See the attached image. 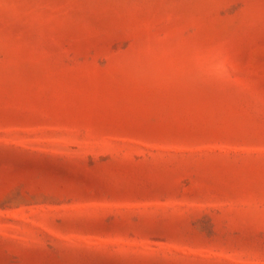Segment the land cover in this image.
Segmentation results:
<instances>
[{
	"label": "rangeland",
	"instance_id": "374dc122",
	"mask_svg": "<svg viewBox=\"0 0 264 264\" xmlns=\"http://www.w3.org/2000/svg\"><path fill=\"white\" fill-rule=\"evenodd\" d=\"M0 264H264V0H0Z\"/></svg>",
	"mask_w": 264,
	"mask_h": 264
}]
</instances>
